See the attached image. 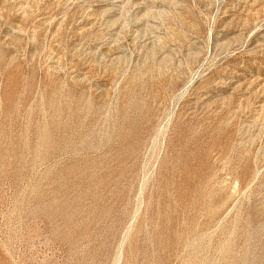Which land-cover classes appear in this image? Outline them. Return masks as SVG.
I'll list each match as a JSON object with an SVG mask.
<instances>
[{"label": "rangeland", "instance_id": "rangeland-1", "mask_svg": "<svg viewBox=\"0 0 264 264\" xmlns=\"http://www.w3.org/2000/svg\"><path fill=\"white\" fill-rule=\"evenodd\" d=\"M0 264H264V0H0Z\"/></svg>", "mask_w": 264, "mask_h": 264}]
</instances>
